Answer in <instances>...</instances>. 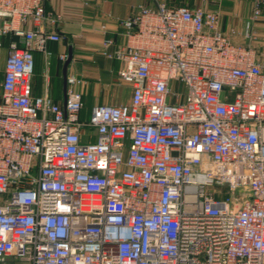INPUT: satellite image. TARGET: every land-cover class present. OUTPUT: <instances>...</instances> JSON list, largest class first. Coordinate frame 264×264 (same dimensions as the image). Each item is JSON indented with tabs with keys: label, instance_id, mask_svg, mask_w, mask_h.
I'll use <instances>...</instances> for the list:
<instances>
[{
	"label": "built area",
	"instance_id": "built-area-1",
	"mask_svg": "<svg viewBox=\"0 0 264 264\" xmlns=\"http://www.w3.org/2000/svg\"><path fill=\"white\" fill-rule=\"evenodd\" d=\"M153 3L118 19L120 40L101 26L132 95L84 116L82 78L65 104L49 94L63 14L0 0V264H264V0L230 31Z\"/></svg>",
	"mask_w": 264,
	"mask_h": 264
},
{
	"label": "crops",
	"instance_id": "crops-1",
	"mask_svg": "<svg viewBox=\"0 0 264 264\" xmlns=\"http://www.w3.org/2000/svg\"><path fill=\"white\" fill-rule=\"evenodd\" d=\"M154 4L153 0H44L47 11L60 12L63 20L59 24L63 40L49 42L52 51L49 94L57 103L65 100L63 76L64 63L60 60L61 52H72V60L67 68L68 75L83 79L75 88L83 95V115L88 116L97 104L115 105L127 103L131 99L132 87L118 77L122 67L119 61L111 60L100 53L104 38L101 26L106 24L107 36L120 40L117 32L121 31L118 19L130 16L139 3ZM168 5L186 4L217 10L225 31H230L239 20L249 18L253 12L254 0H166ZM262 36L258 45L264 49V10L259 24ZM238 40H242L238 38ZM244 41V40H243ZM36 67L33 79V92L42 95L45 91V56L35 51ZM92 132L93 139L95 131Z\"/></svg>",
	"mask_w": 264,
	"mask_h": 264
},
{
	"label": "water",
	"instance_id": "water-1",
	"mask_svg": "<svg viewBox=\"0 0 264 264\" xmlns=\"http://www.w3.org/2000/svg\"><path fill=\"white\" fill-rule=\"evenodd\" d=\"M71 60H72V52L70 51V53H69V57H68V59L65 61V63H64V69H63V71H64V76H63V87H64V95H65V93H66V88H67V68H68V66H69V64H70V62H71ZM65 97V96H64ZM64 104H65V100H64Z\"/></svg>",
	"mask_w": 264,
	"mask_h": 264
},
{
	"label": "rangeland",
	"instance_id": "rangeland-1",
	"mask_svg": "<svg viewBox=\"0 0 264 264\" xmlns=\"http://www.w3.org/2000/svg\"><path fill=\"white\" fill-rule=\"evenodd\" d=\"M5 55H6V48L3 45L2 47H0V79L3 74Z\"/></svg>",
	"mask_w": 264,
	"mask_h": 264
}]
</instances>
